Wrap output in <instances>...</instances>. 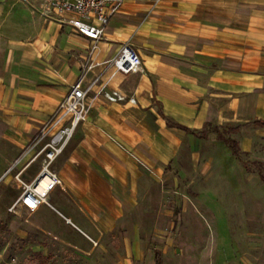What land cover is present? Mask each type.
Listing matches in <instances>:
<instances>
[{"label": "crops", "instance_id": "crops-1", "mask_svg": "<svg viewBox=\"0 0 264 264\" xmlns=\"http://www.w3.org/2000/svg\"><path fill=\"white\" fill-rule=\"evenodd\" d=\"M66 19L45 13L39 0H0V183L10 179L12 188L35 176L30 147L39 130L77 80H96L93 107L54 163L61 183L50 206L15 212L45 238L38 251L96 261L102 238L121 233L182 149L198 156L220 127H248L245 151L264 140L256 125L264 123V0H125L97 42ZM123 45L145 74L115 71ZM102 89L136 104L107 103Z\"/></svg>", "mask_w": 264, "mask_h": 264}, {"label": "rangeland", "instance_id": "rangeland-1", "mask_svg": "<svg viewBox=\"0 0 264 264\" xmlns=\"http://www.w3.org/2000/svg\"><path fill=\"white\" fill-rule=\"evenodd\" d=\"M223 130L218 129L238 144V157L215 138L216 131L198 156L182 149L166 180L149 187L133 216L123 221L121 233L102 238L96 261L62 248L38 251L45 238L36 234L31 217L8 210L20 187L16 182L11 188L5 179L0 264H264V140L245 151L240 143L248 127L227 135ZM36 170L32 166L24 178ZM21 226L26 236L20 237Z\"/></svg>", "mask_w": 264, "mask_h": 264}, {"label": "built area", "instance_id": "built-area-1", "mask_svg": "<svg viewBox=\"0 0 264 264\" xmlns=\"http://www.w3.org/2000/svg\"><path fill=\"white\" fill-rule=\"evenodd\" d=\"M29 2L30 0H18ZM43 11L52 12L58 17L67 18V23L82 37L93 42L99 41L105 28L125 0H39ZM95 47L93 46L92 49ZM112 65L122 74H145L140 57L128 45H123ZM97 81L83 87L82 80H77L63 100L58 104L51 117L44 123L34 139L30 150L35 152L32 162H36L38 171L28 182L18 180L20 189L14 194L9 207L10 212L21 211L31 214L40 206H50L49 195L61 181L54 163L59 159L73 139L79 125L85 121L93 107L95 97L92 88ZM107 103L135 105L133 96L126 97L117 90L99 92Z\"/></svg>", "mask_w": 264, "mask_h": 264}, {"label": "trees", "instance_id": "trees-1", "mask_svg": "<svg viewBox=\"0 0 264 264\" xmlns=\"http://www.w3.org/2000/svg\"><path fill=\"white\" fill-rule=\"evenodd\" d=\"M256 125L257 126H264V123L257 122ZM231 130L232 129H230V130L224 129L223 133L227 135L229 132H231ZM215 131L217 133L218 139L222 140L229 147L231 154L235 157H238L239 149L237 148L238 144L236 143V141H234L233 139H231L229 137H224V135L221 132H219L217 128H215Z\"/></svg>", "mask_w": 264, "mask_h": 264}, {"label": "bare ground", "instance_id": "bare-ground-1", "mask_svg": "<svg viewBox=\"0 0 264 264\" xmlns=\"http://www.w3.org/2000/svg\"><path fill=\"white\" fill-rule=\"evenodd\" d=\"M18 183V182H17ZM20 187V186H19Z\"/></svg>", "mask_w": 264, "mask_h": 264}]
</instances>
